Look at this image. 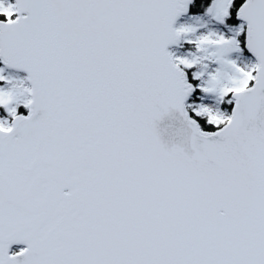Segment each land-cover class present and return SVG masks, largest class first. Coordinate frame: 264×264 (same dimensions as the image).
I'll list each match as a JSON object with an SVG mask.
<instances>
[{
	"label": "snow or ice",
	"instance_id": "obj_1",
	"mask_svg": "<svg viewBox=\"0 0 264 264\" xmlns=\"http://www.w3.org/2000/svg\"><path fill=\"white\" fill-rule=\"evenodd\" d=\"M0 264H264V0H0Z\"/></svg>",
	"mask_w": 264,
	"mask_h": 264
}]
</instances>
